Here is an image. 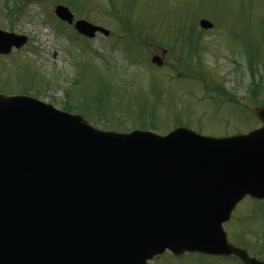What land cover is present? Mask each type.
Wrapping results in <instances>:
<instances>
[{
	"label": "water",
	"instance_id": "obj_1",
	"mask_svg": "<svg viewBox=\"0 0 264 264\" xmlns=\"http://www.w3.org/2000/svg\"><path fill=\"white\" fill-rule=\"evenodd\" d=\"M54 13L72 23L67 8ZM74 28L107 35L82 20ZM25 41L0 32V53ZM255 113L263 126L231 138L122 134L0 95V264H146L166 249L264 264L222 230L243 197L264 199V107Z\"/></svg>",
	"mask_w": 264,
	"mask_h": 264
},
{
	"label": "rangeland",
	"instance_id": "obj_2",
	"mask_svg": "<svg viewBox=\"0 0 264 264\" xmlns=\"http://www.w3.org/2000/svg\"><path fill=\"white\" fill-rule=\"evenodd\" d=\"M54 1L36 0L11 15L0 0V30L27 38L23 47L0 56V90L5 94L21 93L25 81L34 88L39 84L42 89H32V97L59 110L68 94L73 102L87 103L86 121L104 131H127L138 125L142 111L138 100H145L146 111L154 114L150 127L159 135L173 129L176 119L208 136L245 133L260 126L254 108L261 96L251 90L249 53L244 54L243 43L253 42L257 74L264 84V0H112L111 9L109 0H76L74 7L69 0ZM56 4L69 8L74 20L103 27L109 35L96 33L83 40L72 25L55 18ZM118 8L125 19L121 21L134 31L122 27L111 13ZM199 19L211 22L212 29H200ZM183 20L201 32L199 67L172 47L174 28ZM162 50L163 63L157 67L151 57L161 56ZM150 88L159 93L157 104L152 103ZM223 229L232 244L264 261V202L243 199ZM169 255L148 264H238L209 256L186 255L174 261Z\"/></svg>",
	"mask_w": 264,
	"mask_h": 264
},
{
	"label": "trees",
	"instance_id": "obj_3",
	"mask_svg": "<svg viewBox=\"0 0 264 264\" xmlns=\"http://www.w3.org/2000/svg\"><path fill=\"white\" fill-rule=\"evenodd\" d=\"M9 1L10 0H3L4 7L5 8L8 7V9H9L8 13H10L11 15H15V14H18L21 12V5H22L23 1H27V0H11L12 3L10 5H9ZM258 69L259 68H258L257 62L254 60H251L249 62V71H250V78H251L252 84H253L252 89H254L256 93L261 95L259 103L261 105H264V84L262 85V79H261L262 76L261 75H259V82L254 84L255 74L257 75ZM67 105H68V108H66L67 110L73 109L72 106H69L70 104H67ZM77 107L81 110L86 109V106L82 105V104H78ZM152 116H153V113L149 114V118H151V122H153ZM151 128H153V127H151Z\"/></svg>",
	"mask_w": 264,
	"mask_h": 264
}]
</instances>
